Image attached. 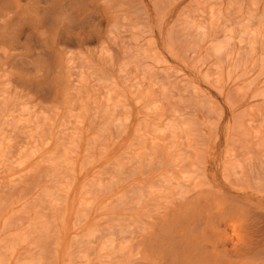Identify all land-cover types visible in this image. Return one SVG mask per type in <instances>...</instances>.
I'll use <instances>...</instances> for the list:
<instances>
[{
    "label": "rangeland",
    "instance_id": "rangeland-1",
    "mask_svg": "<svg viewBox=\"0 0 264 264\" xmlns=\"http://www.w3.org/2000/svg\"><path fill=\"white\" fill-rule=\"evenodd\" d=\"M5 11L0 264H264V0Z\"/></svg>",
    "mask_w": 264,
    "mask_h": 264
},
{
    "label": "bare ground",
    "instance_id": "bare-ground-1",
    "mask_svg": "<svg viewBox=\"0 0 264 264\" xmlns=\"http://www.w3.org/2000/svg\"><path fill=\"white\" fill-rule=\"evenodd\" d=\"M1 1L2 0H0V2ZM13 20H14L13 13L11 14L8 11H5L4 13L0 12V48H2V46H5L10 51H15L16 45H17V38H15L12 35V32H14V28L11 26L13 24ZM84 35H86V34H84ZM91 39H92L91 37H82L77 41H73L69 37H64L61 40H64L67 43H78L81 45V44H83V43H85ZM0 57H3V59L1 60V64L8 65L11 62V59L14 57V55L13 54H6V55L4 54L3 56L0 55Z\"/></svg>",
    "mask_w": 264,
    "mask_h": 264
}]
</instances>
